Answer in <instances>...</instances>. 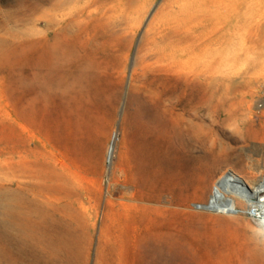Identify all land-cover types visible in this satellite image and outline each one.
Here are the masks:
<instances>
[{"label": "bare ground", "instance_id": "bare-ground-1", "mask_svg": "<svg viewBox=\"0 0 264 264\" xmlns=\"http://www.w3.org/2000/svg\"><path fill=\"white\" fill-rule=\"evenodd\" d=\"M71 13L63 11L57 25L68 20L56 31L46 23L43 45L27 53L22 92L10 97L11 123L17 111L21 130L18 147L9 134L0 161V264L86 261L80 246L87 219L98 212L89 190L99 181L100 170L98 138L92 131L106 97L110 91L117 93L111 79L126 69L133 39L122 36L114 11L103 21L102 33H82L79 21L69 20ZM167 39L139 42L133 64L138 127L134 151L129 162H117L109 191L115 238L133 224L140 235L134 240L143 245L149 242L143 234L148 217L160 221L165 204L174 202L165 198L163 184L170 169L165 154L169 141L184 130L197 135L182 123L190 102L191 117L199 116L203 74L197 67L190 84L186 47ZM242 201L243 175L230 168L217 177L206 204L215 211H231Z\"/></svg>", "mask_w": 264, "mask_h": 264}, {"label": "rangeland", "instance_id": "rangeland-1", "mask_svg": "<svg viewBox=\"0 0 264 264\" xmlns=\"http://www.w3.org/2000/svg\"><path fill=\"white\" fill-rule=\"evenodd\" d=\"M64 10H72L68 18L79 21L82 33L104 32L102 23L114 11L122 36L133 39L126 69L111 79L117 93L110 91L106 97L92 131L98 138L100 170L89 191L98 212L87 219L80 246L84 264H241L242 202L234 212L199 204L209 201L215 180L227 169L243 175L248 0H0L1 163L10 133L19 144L20 118L13 111L11 123L9 101L22 92L27 53L43 45L47 22L56 31L68 20L57 25ZM172 33L176 35L171 38ZM196 33L200 38L193 39ZM142 39L180 43L188 51L189 83L196 69L203 74L199 116L191 117L190 102L182 123L197 135L181 131L165 153L170 169L163 179L164 196L174 202L165 204L160 221L148 217L143 234L149 242L144 245L134 240L140 235L133 224L115 238L109 201L113 170L119 160L129 162L134 151L138 127L133 64Z\"/></svg>", "mask_w": 264, "mask_h": 264}, {"label": "water", "instance_id": "water-1", "mask_svg": "<svg viewBox=\"0 0 264 264\" xmlns=\"http://www.w3.org/2000/svg\"><path fill=\"white\" fill-rule=\"evenodd\" d=\"M113 143L114 142H112V148H113ZM199 207H202V208H207V209H213V210H216L217 208L214 206H211V205H208V204H206V203H201V204H199ZM232 212H234V211H236V209H233V210H231Z\"/></svg>", "mask_w": 264, "mask_h": 264}]
</instances>
